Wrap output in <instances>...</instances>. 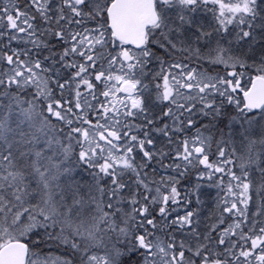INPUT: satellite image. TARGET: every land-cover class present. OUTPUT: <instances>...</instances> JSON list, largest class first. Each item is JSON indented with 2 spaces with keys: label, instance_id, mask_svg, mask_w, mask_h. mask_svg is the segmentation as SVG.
<instances>
[{
  "label": "snow or ice",
  "instance_id": "snow-or-ice-1",
  "mask_svg": "<svg viewBox=\"0 0 264 264\" xmlns=\"http://www.w3.org/2000/svg\"><path fill=\"white\" fill-rule=\"evenodd\" d=\"M0 264H264V0H0Z\"/></svg>",
  "mask_w": 264,
  "mask_h": 264
}]
</instances>
